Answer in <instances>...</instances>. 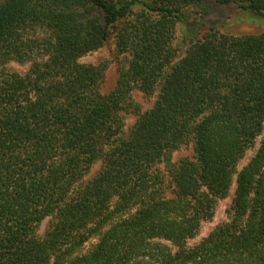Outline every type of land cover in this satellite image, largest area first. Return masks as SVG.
I'll list each match as a JSON object with an SVG mask.
<instances>
[{"label":"trees","instance_id":"trees-1","mask_svg":"<svg viewBox=\"0 0 264 264\" xmlns=\"http://www.w3.org/2000/svg\"><path fill=\"white\" fill-rule=\"evenodd\" d=\"M210 2L264 17V0H0V264H264V34L212 29L172 60L175 25ZM112 39L104 94L80 59ZM160 82L126 133L131 93ZM236 174L228 220L190 246Z\"/></svg>","mask_w":264,"mask_h":264},{"label":"rangeland","instance_id":"rangeland-1","mask_svg":"<svg viewBox=\"0 0 264 264\" xmlns=\"http://www.w3.org/2000/svg\"><path fill=\"white\" fill-rule=\"evenodd\" d=\"M186 14L190 18V22L184 24H176L174 37L171 43L172 60L176 62L185 55L190 45L193 42L201 39L205 34L212 29L220 32L221 34H229L233 36H245V35H261L264 34V17L255 15L249 11H242L238 9L234 4L229 6H221L215 2H210L207 5V14L202 20L201 14L204 10L201 7L190 6L186 9ZM45 35L44 31L38 30L34 36L42 37ZM41 51L37 54L40 56ZM119 54L116 48V40L112 39L109 43L104 44L98 50L87 54L80 59L81 64L85 65H101L106 68L105 79L102 83L101 90L104 94H109L116 86L118 79V58ZM14 71L19 73H26L30 64L12 63L10 65ZM162 89L161 82L152 89L148 94H144L139 90H134L130 96L131 107L124 111V126L125 132L128 133L137 121L138 115L150 109ZM262 138L256 141L255 146L250 149L242 161L238 165V171H240L250 159L254 156L256 151L260 147ZM193 140L192 135L177 149L169 158L166 163L160 165V171L162 174H167L168 168L185 157H191L193 154ZM102 168V163L97 162L91 168L89 174L86 176V180L94 177ZM237 174L234 176L232 186L227 197L218 201L213 217L210 220L205 221L200 228V231L196 238L189 241V245H195L202 239L206 238L218 225L228 220L227 211L232 203V199L236 189ZM52 219L46 218L37 228V235L44 237L51 225ZM98 237H94L89 241L82 249L86 252L90 247L97 242Z\"/></svg>","mask_w":264,"mask_h":264}]
</instances>
